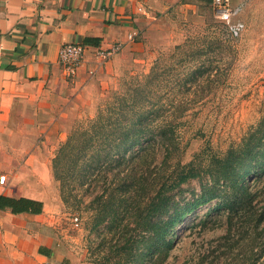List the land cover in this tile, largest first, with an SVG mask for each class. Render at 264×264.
<instances>
[{
	"label": "rangeland",
	"instance_id": "rangeland-1",
	"mask_svg": "<svg viewBox=\"0 0 264 264\" xmlns=\"http://www.w3.org/2000/svg\"><path fill=\"white\" fill-rule=\"evenodd\" d=\"M246 3V29L235 39L212 5L172 8L135 48L96 64L69 114L26 136L28 151L7 145V156L14 148L21 161L33 158L34 166L13 171L28 170V179L19 181L25 192L47 194V215L70 264H264V218L252 225L249 213L229 212L226 200L235 191L218 179L244 164L235 176H246L257 193L254 218L264 216V173L257 163L264 165V0ZM128 135L140 137L134 149H144L146 159L134 162L132 151L125 152ZM187 171L195 179L178 185ZM132 176L148 183L145 213L137 220L164 192L174 194L180 208L214 186L223 197L176 225L168 251L161 244L150 248L134 221ZM111 197L127 201L113 205ZM108 213L114 220L100 222Z\"/></svg>",
	"mask_w": 264,
	"mask_h": 264
},
{
	"label": "crops",
	"instance_id": "crops-1",
	"mask_svg": "<svg viewBox=\"0 0 264 264\" xmlns=\"http://www.w3.org/2000/svg\"><path fill=\"white\" fill-rule=\"evenodd\" d=\"M213 1L0 0V177L6 176L0 195L43 204L40 214L0 209V264H70L57 245L54 223L47 215V194L25 192L19 182L28 179L25 172L35 165L33 158L21 161L14 148L7 156V145H17L18 152L28 151L26 136L44 133L69 114L89 88L99 63L97 50L120 44L121 52H127L172 8H196V4L212 5ZM230 1L243 7L239 19L245 22L246 0ZM68 43L87 47L74 79L64 75L59 62L60 48ZM18 166L26 168L15 174L13 168Z\"/></svg>",
	"mask_w": 264,
	"mask_h": 264
},
{
	"label": "trees",
	"instance_id": "trees-1",
	"mask_svg": "<svg viewBox=\"0 0 264 264\" xmlns=\"http://www.w3.org/2000/svg\"><path fill=\"white\" fill-rule=\"evenodd\" d=\"M203 1L206 4H210L213 0ZM163 133L164 135L162 139L164 140V143H168L167 146L169 147L170 145L168 141H170L171 139L170 134L167 133V131H164ZM140 142V137L134 138L129 137L128 135L125 142L123 143V145H126L128 143L130 144L126 147L125 152L127 153L129 151H132V160L134 162H137L138 160H144L147 157L145 154L146 151H144V149H134L140 144ZM123 145L121 144L118 147V150H121ZM246 156H251V151L246 152ZM122 157H125V155H122ZM248 159H252V157ZM260 162L261 159L257 158L258 166H260V168L262 169L260 171L264 173V165L261 164L262 162ZM239 166L240 168L245 167L244 164H240ZM237 168L234 167V170L226 168V170L223 172V177L218 178L219 180L224 179L228 183V185L235 191V195H233V198H229L226 200L227 210H229V212L231 213H234L236 211L239 212L241 210L242 212L249 213L247 214L249 215L248 222L250 224L252 223V225H260L263 221L264 216L261 219L254 218V213H256L255 209L257 207L255 204L257 193L254 191V188L252 189V187L248 184L246 176H235L236 174L234 171H236ZM195 175L197 174H192V172L190 171H187L186 174H181L178 185L186 183L190 179H195ZM239 178H242V180H239ZM228 179H230L231 181H228ZM131 184V187L134 186V190L131 189L130 191V188L128 187V190L130 192L129 198L136 201L134 206H137V211L139 214V216L135 217L134 221L144 229V232L146 233L145 238L148 239L150 248H152V246L155 244H161L160 250L166 249L167 251L173 246V241L171 240L170 236L176 225L182 223L186 219L188 214L196 208L204 206L212 202L213 200L223 197V195H221V193L216 189V186H214L213 188L207 189L206 191L202 192L200 196L195 199L194 202H192V204L189 203L187 204V206L180 208L173 199L174 194H171L170 191H168V193L164 192L158 196L156 202H154V199H152L151 203H146L147 207L149 206V208H147L149 209V213L144 217L142 216L141 220H137V218L140 219L141 214L145 213V209H143L142 205L143 200L149 198L147 197L148 194L145 193L148 187V183L147 185H144L143 179L137 181L136 177L132 176ZM176 187L177 179L176 183L171 185L169 189L173 190ZM124 201H127L126 197L123 199H114L113 197H111L108 202L113 203L114 205L119 204V202L122 204V202L124 203ZM6 208H10L14 214H40L42 213L43 204L41 202L29 200L26 198L13 199L0 195V209ZM106 219L114 220L112 214L109 216L108 213L103 216V219L100 222H104ZM253 220H255V222Z\"/></svg>",
	"mask_w": 264,
	"mask_h": 264
},
{
	"label": "built area",
	"instance_id": "built-area-1",
	"mask_svg": "<svg viewBox=\"0 0 264 264\" xmlns=\"http://www.w3.org/2000/svg\"><path fill=\"white\" fill-rule=\"evenodd\" d=\"M216 17L224 26L229 37L239 38L246 29L245 24L239 19L242 6L231 5L230 0H214L212 3ZM122 45H115L107 50H97L95 57L98 64L107 63L112 60L122 50ZM87 53V47L83 44L68 43L63 45L59 51V62L63 66L64 75L69 79H74L80 67L83 65ZM5 176L0 177V183L4 184Z\"/></svg>",
	"mask_w": 264,
	"mask_h": 264
}]
</instances>
